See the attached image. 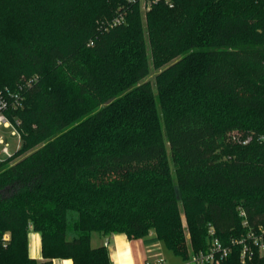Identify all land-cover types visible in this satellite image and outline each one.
Wrapping results in <instances>:
<instances>
[{"label": "trees", "instance_id": "1", "mask_svg": "<svg viewBox=\"0 0 264 264\" xmlns=\"http://www.w3.org/2000/svg\"><path fill=\"white\" fill-rule=\"evenodd\" d=\"M173 1L144 23L127 0H0L27 20L15 53H0L21 136L0 160V264H112L93 232L162 240L187 259L181 206L192 252L209 246L211 226L224 244L245 233L241 208L264 225V0ZM107 6L126 20L95 25ZM147 39L156 66L177 58L156 88ZM30 231L48 260L29 257ZM219 264L264 257L242 263L234 246Z\"/></svg>", "mask_w": 264, "mask_h": 264}, {"label": "built area", "instance_id": "2", "mask_svg": "<svg viewBox=\"0 0 264 264\" xmlns=\"http://www.w3.org/2000/svg\"><path fill=\"white\" fill-rule=\"evenodd\" d=\"M127 2L137 4L140 9L143 8L144 11L150 10L154 5L161 2L168 4L170 7L174 5L173 0H127ZM125 20L126 11L121 10L116 16H114L111 21L105 24V27H115ZM10 106L11 104L7 95L2 89H0V125L6 127H10L13 125L6 114V110ZM14 128L15 130L13 131V134H16L18 136V149L21 144V136L17 128L15 126ZM249 140L250 138L246 139L244 142H248ZM1 145V152L6 155V157L12 156L13 152H10L9 150V143L2 135H0V146ZM240 215L243 216L242 225L246 228L245 233L233 236L228 244H224L216 235L214 227L211 226L209 229V246L205 250L191 252L186 259V262L182 264H219L230 254L234 246H237L240 249V260L242 263L253 259L256 255L264 257V225H252L247 218L245 210H243L242 208L240 210ZM10 239V233H4V235L2 236L3 245L6 246ZM147 264H166V262L161 259L155 262H149Z\"/></svg>", "mask_w": 264, "mask_h": 264}, {"label": "rangeland", "instance_id": "3", "mask_svg": "<svg viewBox=\"0 0 264 264\" xmlns=\"http://www.w3.org/2000/svg\"><path fill=\"white\" fill-rule=\"evenodd\" d=\"M107 8H108V6L106 7L105 10H103L101 15L96 16L95 25L99 24V26H100V25L104 24V21L107 22L106 19H109V20L112 19V17L106 16L108 14ZM109 10H110V7H109ZM147 11H144L143 8L140 9L144 23H146L147 19H148ZM6 12H8L9 14H6ZM2 16L5 18V20L3 22H0V53H3V51H4L6 53L8 52V53L14 54L15 50L18 48L17 41L21 40V39H19V38L17 39L15 37L16 36V34H15L16 29L15 28L18 29L19 22L21 24H24L27 20L22 19V17L20 16L19 9L13 3H6L2 6H0V17H2ZM43 19H44V21L48 20V19H46V17ZM50 23L54 24L55 26H59L61 21L56 19L54 21H49L48 24H50ZM19 26H20V24H19ZM57 33H58V36L60 38L65 37L64 31H59V32L57 31ZM146 36H147V34H146ZM11 38H14L17 40L15 41L12 39L13 40L12 41ZM147 46H148L149 64H150L148 79L152 83L153 88H156V84H155L156 75L161 70H163L165 67L174 63L177 60V58L170 59L167 62H165L164 64H162L160 66H156V64L154 62V58L152 56V51H151V47L149 44V39H147ZM31 76H33V75H31ZM26 79H29V77H26L25 80ZM14 115H16V114H14ZM10 121L13 122L12 120H10ZM14 125L16 126V128L18 130H20L17 124L14 123ZM14 130H15V128L13 125L10 127L0 125V135L4 136L5 140L9 143L10 152L16 151L17 146H18V136L16 134H13ZM41 144L42 143H39L37 146H40ZM1 148H2V145L0 146V160H3V159H6V155H4L1 152ZM25 155H26L25 153L19 152L18 155L14 156L12 159H10V161H11V163H14V162L20 160ZM167 155H168V158L170 161L173 176H175L174 160L172 158V154H171V151L169 149V145L167 147ZM181 214H182L183 224H184L185 233H186L187 251L190 254L193 251V246L191 243V236H190L189 229H188L187 219L184 215L182 206H181ZM171 256H172V258L175 259L174 264H182V263L186 262V259L182 256L177 255V257H176L175 255H172V253H171Z\"/></svg>", "mask_w": 264, "mask_h": 264}, {"label": "crops", "instance_id": "4", "mask_svg": "<svg viewBox=\"0 0 264 264\" xmlns=\"http://www.w3.org/2000/svg\"><path fill=\"white\" fill-rule=\"evenodd\" d=\"M91 243L94 247L106 246L112 264H147L161 259L166 264H174L175 262L171 253L172 255L175 254L162 240L146 242L143 238H129L123 233L104 236L99 232H93ZM27 252L30 258L38 261L48 260L43 254L41 232H29ZM175 256L177 257V255ZM50 264H74V261L72 258L54 257Z\"/></svg>", "mask_w": 264, "mask_h": 264}]
</instances>
